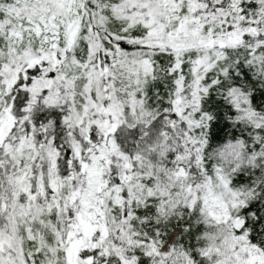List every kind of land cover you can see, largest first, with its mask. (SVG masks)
Here are the masks:
<instances>
[{
  "label": "snow or ice",
  "instance_id": "snow-or-ice-1",
  "mask_svg": "<svg viewBox=\"0 0 264 264\" xmlns=\"http://www.w3.org/2000/svg\"><path fill=\"white\" fill-rule=\"evenodd\" d=\"M0 264H264V0H0Z\"/></svg>",
  "mask_w": 264,
  "mask_h": 264
}]
</instances>
